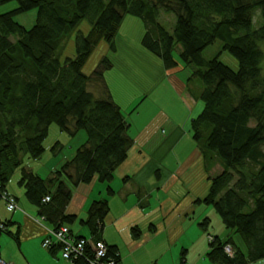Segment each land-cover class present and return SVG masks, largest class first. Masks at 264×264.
Returning <instances> with one entry per match:
<instances>
[{
    "label": "trees",
    "instance_id": "1",
    "mask_svg": "<svg viewBox=\"0 0 264 264\" xmlns=\"http://www.w3.org/2000/svg\"><path fill=\"white\" fill-rule=\"evenodd\" d=\"M9 1L13 0H0V5ZM14 1L18 7L0 14L2 190H7L6 185L21 168L19 184L25 187L26 197L38 208L40 217L56 228L78 221L90 229L92 240H103L110 213L107 198L93 200L85 218L68 213L67 207L74 189L94 180L107 183L108 195H114L111 183L115 172L135 144L128 117L144 97L125 110L113 98L105 78L115 66L108 52L117 51L118 31L125 18L132 16L145 27L143 47L166 69L181 61L190 66L191 80L202 86L199 99L204 108L192 118L191 132L207 171L218 163L222 171L209 175V191L196 201L213 205L231 231L226 239L209 235V264L263 260L264 0ZM35 8L38 15L32 28L15 21V15ZM258 9L260 23L256 25L253 16ZM162 13L175 17L172 30L160 22ZM84 20L90 25L85 31L79 29ZM73 33L76 54L61 59L58 51ZM217 40L238 59V71L217 56L204 57L205 49ZM98 48L99 59L88 72L86 63ZM91 83L98 96L89 89ZM53 123L71 136L83 129L87 138L71 158L42 178L25 167V162L45 154V140ZM62 149L59 141L50 147L53 154ZM47 196L49 201H45ZM12 224L0 218V239L6 233L19 244L18 234L10 229ZM200 224L207 229L210 218L205 217ZM133 230L136 234L138 226ZM234 234L241 236L240 242ZM229 245L232 254L226 251ZM108 246L110 253H119L115 246Z\"/></svg>",
    "mask_w": 264,
    "mask_h": 264
},
{
    "label": "crops",
    "instance_id": "2",
    "mask_svg": "<svg viewBox=\"0 0 264 264\" xmlns=\"http://www.w3.org/2000/svg\"><path fill=\"white\" fill-rule=\"evenodd\" d=\"M144 31L139 35L129 36L126 34L120 39L118 33L116 37L117 51L108 52L115 66L105 73L109 90L123 109L128 110L138 98L144 97L138 109L128 117L129 134L135 140V144L130 149L128 158L115 172V178L111 183L115 194L110 196L112 201L117 198L119 201L125 202L130 196L134 198L128 204L130 207L127 208L126 205H123L124 211L112 223L113 226L120 229L122 227V229L133 230L134 226H138L139 230L136 234L134 233V240L130 246L133 250L146 239V234L166 228L164 226L165 219L156 217L153 218L157 222L153 229L151 214L152 210L158 207V203H161V197L158 198V194L162 189H165L168 179L176 178V186L173 188L175 190L171 191L175 197L177 196L175 191L179 193L182 191L184 179L189 174L197 184L203 185L201 191L195 192V196L186 203L185 209H188L186 213H189L193 211L195 202L197 203L196 200L208 193L209 175L214 176L218 173L214 170L215 167L207 171L204 156L191 132L192 118L201 113L204 108L203 101L199 99L202 91L201 84L191 80V69L182 61L177 67L166 69L162 61L141 44ZM119 42L120 46H118ZM117 81L121 88L115 86ZM143 108L147 112L152 110L146 128L150 130L143 133L145 136H142L140 131L134 128L137 119L146 114L145 111H141ZM62 132L54 142H51V146H47V151L40 158H27L25 167L33 170L42 178H46L64 161L71 158L76 148L85 141L86 136L81 135L74 142L73 139H67ZM57 141L63 145V149L59 153L53 154L50 147ZM188 143L189 145H187ZM171 161L175 163V170L170 172ZM17 171L21 177L22 169L19 168ZM107 185L105 182L94 180L91 183L77 186L73 191L67 212L76 214L79 218H85L92 201L106 196L104 191H107ZM19 186L17 192L11 189L9 183L6 188L10 194L16 197L19 205L16 212L13 211L17 213L19 222L14 220L10 229L18 234L19 244L11 237L19 245V248L22 247V251L11 256L6 253L2 255L1 251V258L11 264H74L62 257L59 247L52 251L53 247L43 246V239L52 226L48 221L40 220L38 208L26 197L25 187L20 184ZM190 187L192 188V185ZM151 200L154 201L152 209ZM111 209L110 205V211ZM85 227L87 233H90L89 235L84 232ZM70 228L77 236L91 237L90 229L78 221L71 224ZM102 238L108 245L118 249L124 264H134L132 261L125 262L120 242H109L104 236V231ZM237 239L241 241L240 237ZM2 242L5 243L6 240L3 239ZM36 249L39 254L36 253Z\"/></svg>",
    "mask_w": 264,
    "mask_h": 264
},
{
    "label": "rangeland",
    "instance_id": "3",
    "mask_svg": "<svg viewBox=\"0 0 264 264\" xmlns=\"http://www.w3.org/2000/svg\"><path fill=\"white\" fill-rule=\"evenodd\" d=\"M16 7H18L17 1L13 0L4 3L0 5V14L11 11ZM259 12L260 11L258 9L257 11H255L253 16L256 25L260 23ZM37 15L38 9L35 8L15 15L14 19L21 25L25 26L27 29H30L35 25ZM128 17L130 16H127L125 18L122 26L118 31L120 35L119 39L126 34H129V36L132 34L139 35L145 30L143 23L139 19ZM159 19L160 22L164 26H166L168 30L173 29L175 17L172 14L162 13ZM88 26H90L89 22L87 20H84L80 24L79 29L85 31L89 29ZM75 41L76 35L75 33H73L62 44L58 51L61 59L68 56H74L76 54ZM120 45L121 43L119 42L118 46ZM261 46L264 51V41L261 42ZM100 49L101 48H98L94 55L89 58L90 62L88 60V64L86 63V71L89 72L94 67V62L99 59L101 51ZM177 51L178 49H176L175 51V56L178 58ZM203 55L206 59H211L217 56L222 62L231 67L234 71L239 70L238 59L228 50L224 49V45L221 40H217L214 44L205 49ZM262 67L264 72V60L262 63ZM188 68L191 67L189 66ZM110 81L114 84L112 80ZM115 86L117 88H121L118 81L115 82ZM89 89L94 91L97 96L99 95L94 84L91 83ZM119 90L122 91V89ZM141 111H145L146 114L137 119L134 128L136 130H139L142 136H145L143 133L150 130L146 128L148 126L147 124H149L152 110L150 109V112H147L145 108H143ZM143 128L144 130L141 131V129ZM60 133V127L56 123H53L50 126L49 135L45 140V145L48 147L51 146V142H54L58 138L57 136ZM62 133L63 135H66L67 139H73L74 142L77 141L81 135H85L87 138L86 131L83 129H81L80 132L75 136H71L66 132ZM187 145H189V143ZM170 163H172V161ZM174 165V162L169 165L170 172L175 170ZM200 170L202 171L203 169ZM214 170H216V172L218 173L222 171V167L219 165V163L215 166ZM18 173L19 171L15 172L11 181L9 182L11 189L15 192H17L20 188L18 182L20 176L18 175ZM191 177L190 174L188 175V177H185L182 191L180 193L175 191V193L177 194L176 197L175 195L171 194V191L175 190L173 188L176 186V178L168 179L169 181L167 182L165 189H162V191L158 194V198L161 197V203H158V207H155V210H152L151 214L152 219L156 217H163L165 219L164 226L166 228L163 230H157L156 232H151V234H146V239L141 243V245H139L138 248L134 250L130 247L132 245L131 243L134 240V230L122 229V227L120 229L112 225L115 219L120 216L122 211H124L123 205H126L127 208L130 207L128 204H130L132 202L131 200L134 199L133 196H130L128 198V201L125 202L123 200L119 201L117 198L112 201L107 191H104V195L106 196L103 198H107L108 200L110 198L109 202L112 208L106 220L104 236L109 242H120L122 257L124 258L125 262L132 261L134 264H209V260L207 258L209 235H219L222 239H226L231 234V231L226 228L221 216L217 213L213 205L195 202L193 211L186 213L188 211V209H185L187 205L186 203H188V201H190L195 196V192H197L198 190L201 191V189L203 188V185H201L200 183L197 184L195 179ZM181 183L183 184L182 179ZM191 185L192 188L190 187ZM153 204L154 201L151 200V209L153 208ZM15 212L9 211L7 209L6 200L3 197H0V218L3 220H11L13 222L14 220L17 221V213ZM205 217L210 218V224L207 229L202 227L200 224V222H202ZM152 223V228L154 229L157 222L155 219H153ZM84 232H86V234L88 235L90 234L87 233L88 231L86 227L84 228ZM237 237L241 238L239 234H234V238L237 239ZM3 239L6 240L5 243L2 242ZM237 240L238 242H240L239 239ZM0 244L2 246V255H5L6 253L11 256L17 252L21 253L22 251V247L20 246V250L19 245L15 242L11 235L6 233L2 235ZM36 253L39 254V251L37 249ZM250 264H264V259L252 262Z\"/></svg>",
    "mask_w": 264,
    "mask_h": 264
},
{
    "label": "built area",
    "instance_id": "4",
    "mask_svg": "<svg viewBox=\"0 0 264 264\" xmlns=\"http://www.w3.org/2000/svg\"><path fill=\"white\" fill-rule=\"evenodd\" d=\"M0 183V192L6 200L7 209L15 211L19 208L16 197L7 190H2ZM47 196L45 201H49ZM45 220L43 217L40 220ZM45 247H59L61 255L65 260L75 264L76 260L81 259L82 264H124L119 253H110L108 244L104 240L94 241L90 237L75 235L69 225H62L58 228L52 227L47 236L43 239ZM226 251L233 253V248L229 245ZM0 264H11L0 258Z\"/></svg>",
    "mask_w": 264,
    "mask_h": 264
}]
</instances>
